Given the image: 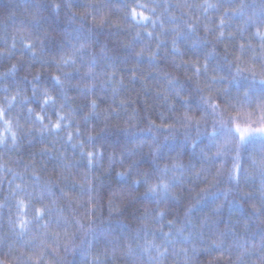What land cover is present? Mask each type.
<instances>
[{"label":"trees","instance_id":"16d2710c","mask_svg":"<svg viewBox=\"0 0 264 264\" xmlns=\"http://www.w3.org/2000/svg\"><path fill=\"white\" fill-rule=\"evenodd\" d=\"M31 2L32 0H0V44L6 39L10 46L12 38L15 36L17 39L16 56L0 59V74L7 72L12 64H18L15 74L10 73L6 79L0 80V105L6 106V94L3 91L5 88L8 89L9 98L16 95L17 88L31 97L33 78L39 76L38 85L47 87L57 99L55 107L51 104L48 106L44 122L48 123L49 118L52 121L57 120L58 113L67 115L71 112L74 118L61 121L62 129L58 135L47 131L42 135L38 130L39 124L32 126L30 120L34 117L29 118L26 109L14 107L8 114L7 118L12 119L13 123L16 118H19L23 125V132L28 134H21L18 147L15 149L11 146L3 149L0 146V260H3L5 264H16L14 257L23 256L27 259L28 255H34L31 247L22 246V239L27 240L29 237L21 238L18 235L17 221L21 210L17 205L20 200H23L26 205L23 210L26 213L25 219L32 221L29 225L31 236L44 238L51 245L45 250L41 264H92V257L89 256L88 251L84 250L88 248V245L84 243L85 240L93 245L90 249L93 255L107 249V258L102 257L104 264H134V262L143 264L147 257L141 256V249L138 246L145 244L144 234L137 235L142 227L138 217L143 213V205L138 203L136 198L121 200L118 196L112 195L114 190L122 187V184L117 182L119 178L115 175V171L120 170L118 166H114V170L110 172L94 169L93 174L98 177L94 181V188L98 194L94 209L88 204L87 195L80 197L79 184L83 183V180L79 174L72 176L70 172H76L77 168L83 171L86 160L81 157L78 147H72V142L67 140V134L71 132L74 140L79 136L87 142V135L91 130L92 135L97 137V147H103L108 153L113 150L119 151L129 140L149 137L151 133L147 129L150 121L160 124L161 116H163L166 122H172L174 116L168 108L169 101H166L164 96L169 95L170 100L176 102L177 107L182 102L171 94L167 83L168 77L195 93L197 80L204 85L213 74L230 78L228 62L251 63L253 56L259 58L264 55L258 40L253 35L255 29L246 28L247 16L240 17L233 8L229 7V5L238 6L243 3L247 6L244 11L252 14L253 10L259 11L262 0H210L211 3L219 4L220 7L208 9L207 12L200 8L205 0H136V3L147 4L149 8L155 7L154 13L149 9H138L156 20L154 26L151 21L140 26H133L130 22L125 23L124 5L133 3V0H110L111 15L109 22L103 26L94 24L90 18L82 22L78 20L69 23L66 18L68 14L65 11L59 19L54 18L59 35L45 40L43 47L38 49L39 55L35 60L30 54L20 52L19 33L16 31V27L22 21L25 24L30 23V17L22 5ZM79 2L85 3L86 0H79ZM101 2H107V0H101ZM185 4L190 7H184ZM225 13L229 16L223 26L224 37L217 39L220 17ZM81 23L88 43L78 54L79 59L75 68L79 69V72L70 67L65 68V71L72 73L74 79L71 84L65 86L64 95H61L59 91L52 89V76L61 75L57 71L55 60L62 54L65 41L68 39L63 34L67 33L69 37L74 38L81 31ZM189 24L193 27L189 28ZM177 28L180 35L175 37V40L176 47L180 49L179 53L173 52V29ZM149 32L152 33L151 37L148 36ZM72 43H75V39ZM241 44L245 46L243 52H241ZM157 45H159V51H157ZM141 49H143V55H137ZM153 53L156 54L155 59H151ZM237 57L240 60H237ZM93 61H95L94 64ZM205 63L209 66L206 74L203 72ZM89 66L93 69L91 75H88ZM196 67L202 70L199 76L195 74ZM213 68L217 69L216 73L212 72ZM256 70L260 71L259 64L256 65ZM231 73L235 74L234 68L231 69ZM189 77L192 79L189 80ZM61 78L63 79V76ZM77 81H80L81 87L85 83L91 85L94 82L93 93H88L87 90L82 94L79 93L73 86ZM220 86L229 88L235 94V88L228 83V80L223 81ZM197 99L198 97L193 95L191 103L194 105ZM92 100H96L101 116L91 117L85 122L82 117L91 110ZM40 104L41 101L33 97L29 106L39 111ZM61 104H64L63 111L60 110ZM105 114L110 116L106 122L108 125L106 128L103 120ZM211 125L212 119L209 117L207 124H202L199 133L195 128H184L177 124L174 129L169 130L165 127L155 134L160 140L163 152L168 151L169 145L184 144L186 135L198 140L200 147H205L208 144V137L203 129L207 127L208 132H211ZM169 131L172 137L165 140V135ZM252 147L259 149L260 145L249 146V149ZM150 160L149 149L145 147L143 158L139 159L140 166H149ZM183 160L186 165H189L190 161V166H195L198 172L201 171L203 162L207 172H201L199 177L191 173L184 176V183L177 190L180 196L179 201L164 209L167 217L163 222L164 231L169 230L168 220H174L176 227L184 226L186 224L184 213L189 206H193L191 219L197 225L196 230H201V220L204 217L213 216L214 197L211 193L220 194L221 189L229 187L223 180L219 184L212 183L216 166L210 161H203L199 148L193 151L190 145H186ZM227 161L225 169L231 167V156L227 158ZM167 162V160L161 161V167ZM105 166H107L106 161ZM74 183L77 185L75 189L72 187ZM256 184H259L258 179ZM46 186L52 188V193L44 192L41 198V190ZM84 186L88 187L87 184ZM59 189L68 192V197L62 198ZM202 189H209V195L197 203L198 197L203 196ZM142 191L141 189V192L137 194L140 198H142ZM110 199L113 201V206L119 208L118 212L110 213ZM149 207H155V205H149ZM38 208L45 209L44 219L49 222L46 237H41L44 229L40 227V224L44 221L37 222L34 219ZM49 209L51 214L48 213ZM90 210L95 211V215L91 218L87 215ZM65 219L72 222L67 226L68 233L73 238L72 241L65 238L63 227H57V221L63 225ZM77 219L85 225V228L90 226L97 233L101 228L110 229L113 232L112 243L106 244L101 239H94L90 233L80 229L74 223ZM246 223L248 227H245ZM159 227L154 221L148 223V229L157 237L160 235ZM216 227V224H212L211 231H215ZM219 227L228 233L226 243L230 244L235 239L241 244L247 241L251 246L253 242L259 245L260 230L264 225L245 215L243 211L238 216H230L225 209ZM203 231L207 239L210 229L205 227ZM187 234V232L184 233L185 236ZM157 243L160 241L157 240ZM65 244L68 245V251H65ZM129 245L133 250L132 255L128 252ZM180 246L177 245V250ZM52 248L56 251H52ZM254 251L259 254L258 247ZM188 255L191 257V264H208V260L211 259L203 252L194 255L190 250ZM182 260V256L169 254L162 264H182ZM256 261L257 255H248L245 257L244 264H256ZM213 264H233V262L225 258L224 261H214Z\"/></svg>","mask_w":264,"mask_h":264},{"label":"snow or ice","instance_id":"6c2138e0","mask_svg":"<svg viewBox=\"0 0 264 264\" xmlns=\"http://www.w3.org/2000/svg\"><path fill=\"white\" fill-rule=\"evenodd\" d=\"M22 7L30 17V23L25 24L22 21L16 27V31L19 33L20 52L22 54H30L31 58L35 60L39 55L38 49L43 47L45 40L59 35L56 30L55 19H59L65 11L68 14L66 18L69 23L77 22L78 20L82 22L90 18L94 24L103 26L109 22L112 5L110 0H107V2L86 0L85 3H80L79 0H58V2L57 0H51V2H47V0H32L31 3H26ZM184 7L190 6L185 4ZM219 7V4L211 3L210 0H205L204 4L200 5L204 12H207L208 9H218ZM229 7L233 8L240 17L247 16L245 20L246 28L255 29L253 35L258 40L261 50L264 51V0H262L259 11L253 10L252 14L244 11L247 6L243 3L238 6L229 5ZM124 8L126 9L125 23L130 22L133 26H140L151 21L153 26L156 24V20H153L150 15L138 10L149 9V11L154 13L155 7L149 8V5L136 3V0H133V3H126ZM228 16L229 14L225 13L224 16L220 17V24L217 29L219 36L217 39L224 37L223 26ZM188 27L192 28L193 25L189 24ZM205 28L207 31V26ZM82 29L83 24L81 23V31L74 38L69 37L67 33L63 34L68 39L65 41V48L62 54L55 60L57 71L61 75L52 76V89L59 91L61 95H64L65 86L71 84L74 79L72 73L65 71V68L70 67L75 69L77 73L79 72V69L75 68L79 59L78 54L88 43V38ZM173 32V52L179 53L180 49L176 47L175 37L179 36L180 32L178 28L173 29ZM137 36H139V33H137ZM148 36L151 37L152 33L149 32ZM73 39H75V43H72ZM240 48L241 52H243L245 46L241 44ZM0 49H4L0 50V59L15 57L17 49L16 37L12 38L10 46L5 39L0 44ZM157 51H159V45H157ZM137 55L142 56L143 49ZM155 55L153 53L151 59H155ZM237 60H240V58L237 57ZM94 63L95 61H93ZM257 64L260 65V71L256 70ZM208 67L207 63L203 65L205 74L208 72ZM228 67L230 78L213 74L204 85H201L200 81L197 80L195 82V93L183 84H177L175 79L168 77L167 83L171 89V94L182 102L177 107L176 102L171 101L169 95L164 96V99L169 101L168 108L172 112L174 120L168 123L161 116L160 124L150 121L147 129L151 133L149 137H137L129 140L124 143L119 151L113 150L106 153L103 147H97V137L92 135L91 130H89L87 135V142L79 136L74 140L71 132L67 134V140L72 142V147H78L81 157L86 160L83 171L77 168L76 172H70L72 176L79 174L83 180V183L79 184L80 192L78 195L80 197L87 195L88 204L93 206L94 209L98 196L94 188V181L98 179L93 174L94 169H103L110 172L114 170V166H118L120 170H116L115 175L119 178L117 182L122 184V187L114 190L112 195L114 197L118 196L121 200L136 198V201L143 205V213L138 217L142 227L137 232V235L143 233V238L145 239V244L138 246L141 249V256L147 257L143 264H162V261L169 254L177 257L182 256V264H191V257L188 255L190 250L194 255L199 252L207 254L211 258L208 260V264H213L214 261H224L225 258L228 261H232L233 264H244L245 257L254 254L257 255L256 264H264V227L260 230L259 245L253 242L251 246L248 245L247 241L241 244L235 239L230 244L226 243L228 233L219 227V222L225 209H227L230 216H238L243 211L245 215L264 225V55L259 58L253 56L251 63L228 62ZM233 68L235 69L234 75L231 73ZM17 70L18 64H12L7 72L0 74V80L6 79L10 73L15 74ZM92 71V66H89L88 75H91ZM201 71V68H195L197 76L201 74ZM212 72L216 73L217 69L213 68ZM61 76H63V79ZM39 79V76L33 78L31 97L27 96L22 89L17 88L16 95L9 98L7 96L8 89L5 88L3 90L6 94V106L0 105V146L3 149H7L9 146L15 149L18 147L21 134H28L23 132V125L20 123L19 118H16L15 123H13L12 119L7 118L14 107L26 109L29 118L34 117V119L30 120L32 126L39 124L38 130L42 135L45 131L58 135L62 129L61 121L74 118L71 112L67 115H59L58 113L59 118L57 120L52 121L49 118L48 123L44 122L48 106L51 104V106L55 107L57 99L47 87L38 85ZM191 79L189 77V80ZM109 80H111V77H109ZM225 80H228V83L235 88V94L229 88L220 86ZM73 86L81 94L85 90L88 93H93L95 89L94 82L91 85L85 83L81 87L80 81H77ZM113 91L115 92L116 90L114 89ZM193 95L198 97L194 105L191 103ZM33 97H37L41 101L39 111L29 106ZM60 110H64V104L60 105ZM100 116L101 113L98 110L96 100H92L91 110L82 119L87 122L91 117ZM209 117L212 119L211 132H208L207 127L203 129L208 137V144L205 147H200L198 140L186 135L184 144L169 145L167 152L162 151L160 140L155 134L156 132L165 127L169 130L174 129L179 124L184 128H195L197 133H199L202 124L206 125ZM109 118L108 114L103 116L105 128L108 126L106 122ZM171 137L172 133L169 131L165 135V140ZM86 144L87 148H91V150H87ZM256 144L260 145L259 149L255 147L249 149V146H255ZM186 145H190L193 151L199 148L203 161H210L216 166L212 180L213 184H219L223 180L229 187L221 189L220 194L211 193L214 197L212 212L215 218L213 216L204 217L200 222L201 230H196L197 225L191 219L193 206H189L184 213L186 224L176 227L174 220H168L169 230L164 231L163 222L167 219L164 209L179 201L180 196L177 190L184 183V176L191 173L199 177L201 172H207L203 162L199 172L195 170V166H190V161L189 165L184 163L183 152ZM145 147L149 149L151 160L149 166L141 167L139 159L143 158V149ZM229 156H231V167L225 169ZM164 160L168 162L161 167V161ZM105 161L107 166H105ZM205 178L207 179V176ZM257 179L259 180L258 185L256 184ZM85 184L88 185L87 188H85ZM76 186L74 183L72 185L73 189ZM17 188H19V185H17ZM248 188H251V190H246ZM141 189L143 190L142 198L137 196ZM59 191L62 198L68 197V192L63 189H59ZM201 191L203 196L198 197L197 203H199L200 199L209 195V189H202ZM44 192L51 194L52 188L46 186L42 189L41 198ZM149 205H155V207H149ZM17 207L21 210L17 221L18 235L21 238L29 237L27 240L22 239V246L31 247L34 255H28L27 259H24L23 256L14 257L16 264H41L45 250L51 245L44 238L31 236L29 225L32 221L25 219L26 213L23 211L26 208L25 202L20 200ZM109 211L110 213L119 211L118 207L113 206L111 199L109 200ZM48 213L51 214V209L48 210ZM87 215L91 218V216L95 215V211L90 210ZM44 217L45 209L38 208L34 219L37 222L44 221L40 224V227L44 229L41 237L48 235L49 222ZM150 221H154L160 226L158 228L160 234L158 237L148 229ZM69 223L72 222L67 219L64 220L63 225L57 221V227H63L65 238L72 241L73 238L69 235L67 228ZM74 223L80 229L90 233L94 239H101L106 244L112 243L113 232L110 229L101 228L99 233H97L90 226L85 228V225L79 219L75 220ZM212 224L217 225L215 231H211ZM205 227L210 229L207 239H205L203 231ZM245 227H248L247 223ZM185 232L188 233L186 236L184 235ZM148 237L151 238L149 239ZM157 240L160 243H157ZM84 243L88 245V248L84 250L88 251L89 256L92 257V264H104V259L108 256L107 249L93 255L90 251L93 245L87 240ZM177 245H181L178 250ZM257 247L259 248V254L254 251ZM68 250V245L65 244V251ZM52 251H56V249L52 248ZM128 252L130 255L133 253L130 245ZM233 257H235V260H233ZM0 264H5V262L0 260Z\"/></svg>","mask_w":264,"mask_h":264}]
</instances>
